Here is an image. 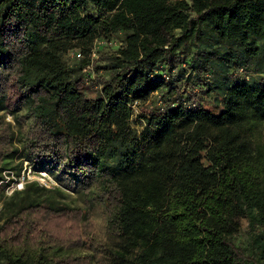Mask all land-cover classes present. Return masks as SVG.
<instances>
[{
	"label": "trees",
	"instance_id": "obj_1",
	"mask_svg": "<svg viewBox=\"0 0 264 264\" xmlns=\"http://www.w3.org/2000/svg\"><path fill=\"white\" fill-rule=\"evenodd\" d=\"M13 90L0 264H264V0H0Z\"/></svg>",
	"mask_w": 264,
	"mask_h": 264
},
{
	"label": "rangeland",
	"instance_id": "obj_2",
	"mask_svg": "<svg viewBox=\"0 0 264 264\" xmlns=\"http://www.w3.org/2000/svg\"><path fill=\"white\" fill-rule=\"evenodd\" d=\"M68 59L73 61L71 59V56ZM86 90H87V94H88L89 98H94L96 96V90L91 88L89 85H87V89ZM18 96H19L18 93L13 90L11 92L10 97L7 100V108H4V109L0 110V116L4 117V119L7 122H10L12 124H14V120H13V115L10 113V111L13 110L12 107L15 104ZM149 111H150L149 107H146V106H144L143 109H139L138 108L137 115H135L133 117V119H132L133 126H135V127H137L138 129L141 130L144 125H143V122L141 121L139 115L140 114H145V113H147ZM15 125L16 124H14V126ZM17 126H16V128H17ZM49 176H50L51 182L54 184V186H57L53 176L51 174ZM6 179H7V181H6V183H7L8 181H10V179H15V178L7 176ZM5 184L3 183V185H0V210L2 209V204H1V200L2 199H1V197H2L3 193L5 192V194L8 195L6 193V188H4ZM16 185H17V182H15L13 184V186L15 188H16ZM14 187H12V189H14ZM12 189H10V190H12ZM16 189H18V188H16ZM64 194L66 195L65 199H64V202L65 203H69V204H71L74 207H81L82 209L84 208V210L88 212V215H89V218L91 220V224L94 227L95 233L98 234L99 237H101V239L105 243L112 244L111 240L108 237V233H106V231H107V218H106V216L104 214L103 208L101 206H97V205L87 201V199H86V197L84 195H79L77 193L70 192L69 190H64ZM245 227H246V223L243 224V228L244 229H245ZM84 252H89V250L84 248L83 249V253Z\"/></svg>",
	"mask_w": 264,
	"mask_h": 264
},
{
	"label": "built area",
	"instance_id": "obj_3",
	"mask_svg": "<svg viewBox=\"0 0 264 264\" xmlns=\"http://www.w3.org/2000/svg\"><path fill=\"white\" fill-rule=\"evenodd\" d=\"M75 56L77 59H79L81 56L80 52L75 53ZM22 172L23 173H22L21 178L18 180H14V183L17 182L16 188H18V189H16L13 186V184H14L13 182L9 186L6 187V193L8 195L13 194L16 190L23 189L26 182H28V181L34 182V180L38 181L42 186L47 187L48 189L54 188V184L51 182L49 173L33 171L31 166L28 163H25L24 169ZM12 187H14V189H12ZM10 189H12V190H10Z\"/></svg>",
	"mask_w": 264,
	"mask_h": 264
}]
</instances>
